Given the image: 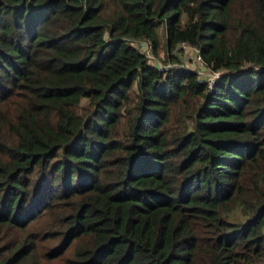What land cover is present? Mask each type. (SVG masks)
<instances>
[{"label": "trees", "instance_id": "trees-1", "mask_svg": "<svg viewBox=\"0 0 264 264\" xmlns=\"http://www.w3.org/2000/svg\"><path fill=\"white\" fill-rule=\"evenodd\" d=\"M68 250L264 264V0H0V264Z\"/></svg>", "mask_w": 264, "mask_h": 264}, {"label": "rangeland", "instance_id": "rangeland-1", "mask_svg": "<svg viewBox=\"0 0 264 264\" xmlns=\"http://www.w3.org/2000/svg\"><path fill=\"white\" fill-rule=\"evenodd\" d=\"M165 32H163V30L160 31V38H161V49L159 50V60H156L153 55L150 52V48L149 45L146 44L145 42V46L141 48V50L147 55L149 62L150 63H156V62H160L161 64L167 63L170 66H175L177 62L173 61L174 59L171 58H167L168 55L170 53L167 54L166 50H165ZM183 49L181 50V53L179 54L177 51H175L176 55H177V59H179V61L181 63L179 64H183L185 67L190 68V69H196L199 73L200 76L202 75H208L209 70L204 68L203 71H201V69L199 68V64L195 61L194 59V55H195V51L192 50L190 47L185 48L184 46L182 47ZM170 59V60H167ZM213 77L210 76L209 80H212ZM87 103L86 99H83L80 103V105H85ZM71 254V250H68L65 254H63L62 256H58L52 259L53 260L51 263L52 264H65L64 259L66 257H69ZM50 259V260H52Z\"/></svg>", "mask_w": 264, "mask_h": 264}, {"label": "built area", "instance_id": "built-area-1", "mask_svg": "<svg viewBox=\"0 0 264 264\" xmlns=\"http://www.w3.org/2000/svg\"><path fill=\"white\" fill-rule=\"evenodd\" d=\"M182 45H183L185 48L190 47V46H188L186 43H182ZM149 48H150V47H149ZM190 48H191L192 50L195 51L194 59H195V61L199 64V68L201 69V71H203L204 68H206V67H205V64H204L202 58L200 57V55H198L197 51H196L194 48H192V47H190ZM153 57H154V56H153ZM156 63L159 65V68H160V69H171V68H174V67L179 66L177 63H176L175 66H170V65H168L167 63L161 64L159 61L156 62ZM206 69H208V68H206ZM192 70H195V71L198 73V77H199L200 79H203V80L206 79V80L208 81V83H209V87H210V88L212 87L211 85L214 83V81H215V80L219 77V75L221 74V72L218 71V70L214 71V70L208 69V70H209L208 75H205V74L202 75V74H201V76H200V73H199L196 69H192ZM210 76L213 77L212 80H209ZM203 80H202V81H203Z\"/></svg>", "mask_w": 264, "mask_h": 264}, {"label": "water", "instance_id": "water-1", "mask_svg": "<svg viewBox=\"0 0 264 264\" xmlns=\"http://www.w3.org/2000/svg\"><path fill=\"white\" fill-rule=\"evenodd\" d=\"M139 41V47H144L145 46V42L143 40H138Z\"/></svg>", "mask_w": 264, "mask_h": 264}]
</instances>
